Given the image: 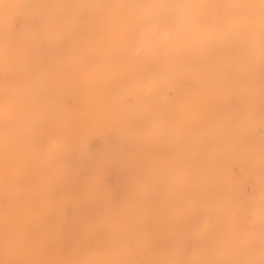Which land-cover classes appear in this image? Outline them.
Returning <instances> with one entry per match:
<instances>
[{"label": "clouds", "instance_id": "obj_1", "mask_svg": "<svg viewBox=\"0 0 264 264\" xmlns=\"http://www.w3.org/2000/svg\"><path fill=\"white\" fill-rule=\"evenodd\" d=\"M0 264H264V0H0Z\"/></svg>", "mask_w": 264, "mask_h": 264}, {"label": "bare ground", "instance_id": "obj_2", "mask_svg": "<svg viewBox=\"0 0 264 264\" xmlns=\"http://www.w3.org/2000/svg\"><path fill=\"white\" fill-rule=\"evenodd\" d=\"M99 146V142H97L96 144H93V147L94 148H96V147H98ZM114 181V178L113 179H110L109 180V183H112ZM70 215H71V213H70Z\"/></svg>", "mask_w": 264, "mask_h": 264}, {"label": "rangeland", "instance_id": "obj_3", "mask_svg": "<svg viewBox=\"0 0 264 264\" xmlns=\"http://www.w3.org/2000/svg\"><path fill=\"white\" fill-rule=\"evenodd\" d=\"M97 142H93V144H96Z\"/></svg>", "mask_w": 264, "mask_h": 264}]
</instances>
